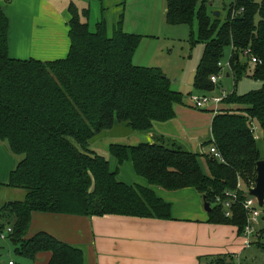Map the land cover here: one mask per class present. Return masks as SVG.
Returning <instances> with one entry per match:
<instances>
[{"label": "trees", "instance_id": "obj_1", "mask_svg": "<svg viewBox=\"0 0 264 264\" xmlns=\"http://www.w3.org/2000/svg\"><path fill=\"white\" fill-rule=\"evenodd\" d=\"M210 3L167 1L169 24L198 20L199 37L192 41L203 42L205 52L195 90L207 93L216 88L211 76L221 72L218 63L226 51L235 87L250 69V76L262 83L244 94L235 88L221 102L237 108L216 112L213 139L204 146L214 144L222 158L192 152L163 135L134 146L112 144L110 152L120 165L131 158L137 174L152 186L169 191L195 188L212 206L208 221L236 226L241 235L247 224L243 205L234 203L228 217L217 198L227 191L235 192L239 200L247 198L255 185L257 162L264 160L259 144L264 146V0H236L224 21L209 13ZM69 10L68 55L43 61L9 55V18L0 5V140L20 157L7 185L26 191L23 200L0 209V234L11 227L15 251L31 260L50 252L47 264H87L86 251L47 231L28 237L34 212L172 218L170 202L152 187L121 181L118 169L112 171L109 160L90 146L118 127L136 133L150 130L156 121H169L187 98L159 67L134 63L142 36L124 31L123 19L109 36L105 20L90 29L87 8L72 4ZM232 256H205L200 264H235Z\"/></svg>", "mask_w": 264, "mask_h": 264}, {"label": "crops", "instance_id": "obj_2", "mask_svg": "<svg viewBox=\"0 0 264 264\" xmlns=\"http://www.w3.org/2000/svg\"><path fill=\"white\" fill-rule=\"evenodd\" d=\"M100 1L102 14L105 5L104 0ZM92 2L0 0L9 18V55L16 59L36 58L43 61L65 58L71 44L69 8L72 4L80 10L87 8L91 27ZM221 105L225 104L200 110L186 100L184 104L176 106L173 119L156 121L148 131L130 133L127 128L118 127L119 130L112 132V137H101L91 145L95 152L109 160L112 171L118 169L121 181L129 185L152 187L159 197L170 202L172 218L34 212L28 237L47 231L61 241L82 247L86 251L87 264H200V258L205 256L228 252L240 256L241 248L245 247L244 238L237 237L236 226L208 221L209 212L204 207L202 193L193 187L169 191L152 186L146 178L137 174L131 158L120 165L110 152L112 144L134 146L163 135L192 152L202 154L206 152L204 144L213 139L212 121ZM19 160L20 157L11 152L6 141L0 140V209L11 201L25 198V192H20L17 197L14 192L16 188L7 185ZM202 169L208 172L205 161L202 162ZM230 238L233 242L228 245ZM7 257L8 251L0 247V264L13 261ZM21 257L25 259V264H47L51 253H39L34 260Z\"/></svg>", "mask_w": 264, "mask_h": 264}, {"label": "rangeland", "instance_id": "obj_3", "mask_svg": "<svg viewBox=\"0 0 264 264\" xmlns=\"http://www.w3.org/2000/svg\"><path fill=\"white\" fill-rule=\"evenodd\" d=\"M168 0H104L105 8L101 14V1L93 0L91 8V30H95L96 21L105 20L108 24V35H113V25L123 19V29L126 32L139 34L142 36L135 55L134 62L142 66L159 67L174 83L173 88L180 90L187 96L186 100L189 104L200 110H208L214 108V102H207L202 108L196 106L194 96L208 98L221 97L225 99L229 94L236 91L239 94H244L250 90L258 89L262 83L259 80L252 78L251 69L249 75L243 76L235 87V78L231 76L232 69L230 63V54L226 51L224 58L221 61L222 70L220 72V80L216 88L210 92H197L194 88V80L197 68L205 52V44L203 42H193L192 38L198 39L199 28L197 17L192 23L169 24L166 20V7ZM236 0H212L209 4V13L215 16V11H220V18L224 21L228 15V11L232 3ZM85 6L87 4H84ZM242 61H246L242 57ZM229 74V75H228ZM229 97V96H228ZM185 100V101H186ZM220 102V104H221ZM224 106H219L216 111L236 109V104L223 103ZM113 129L104 137H112ZM257 125L255 133L261 137V132ZM209 142V141H208ZM262 151L264 150L263 143H259ZM92 145V144H91ZM92 148V146H90ZM211 145L208 143L204 149L210 152ZM15 195L19 197L20 192L26 191L23 189H15ZM261 212L260 219L256 224V233L253 237V244L249 248H241L240 256L232 254L235 264H264V207H259ZM2 211L0 213L1 218ZM4 214V213H3ZM5 222V219L3 218ZM1 222V221H0ZM8 225V222H5ZM6 237L0 236V247L4 251H8V259H12L16 264H25V259L22 258L16 251L12 240L7 233V228H4ZM243 238L238 235L237 237ZM233 242L231 238L228 245ZM240 245V244H239ZM221 254V255H228ZM8 261V260H7Z\"/></svg>", "mask_w": 264, "mask_h": 264}, {"label": "built area", "instance_id": "obj_4", "mask_svg": "<svg viewBox=\"0 0 264 264\" xmlns=\"http://www.w3.org/2000/svg\"><path fill=\"white\" fill-rule=\"evenodd\" d=\"M251 60L252 62H256L257 58L253 56ZM218 65L221 68L223 67L221 64V61L218 63ZM220 77H221L220 73L214 74L211 76V80L213 83H218L220 80ZM221 100H222L221 97L208 98L207 96H202V97L194 96V101L196 102V106L198 108H202L207 102H214L216 105H218L220 104ZM256 137L258 138L259 136L256 135ZM210 153H212L216 158H222L221 153L219 152L218 148L214 144H212L210 147ZM217 202L220 204H223L225 214L228 217L232 216V213H233L232 206L234 203L240 202L243 205L246 211V214H247V224L241 236H243L245 240L244 241L245 247L249 248L253 244L252 236L257 231L256 224L258 223L260 219V215H261V212L259 210L260 206H259L257 198L255 196L249 195V191H248V197L243 200H239L238 195L235 192L227 191L224 197L220 196L217 198ZM11 231H12V228L8 227L7 233L9 234ZM0 236L2 238L6 237V233L2 232ZM10 264H14V262L11 261Z\"/></svg>", "mask_w": 264, "mask_h": 264}, {"label": "water", "instance_id": "obj_5", "mask_svg": "<svg viewBox=\"0 0 264 264\" xmlns=\"http://www.w3.org/2000/svg\"><path fill=\"white\" fill-rule=\"evenodd\" d=\"M213 14L219 17L220 11H215ZM249 195L255 196L258 200L259 206L264 207V160H259L257 162V177L255 185L249 190ZM203 197L205 200L204 207L208 212H210L212 206L208 201H206V196L204 195Z\"/></svg>", "mask_w": 264, "mask_h": 264}]
</instances>
